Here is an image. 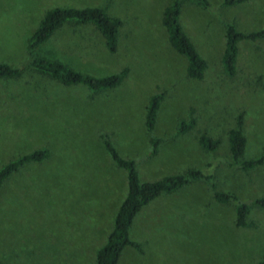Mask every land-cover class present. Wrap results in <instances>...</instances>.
Returning <instances> with one entry per match:
<instances>
[{
    "label": "rangeland",
    "instance_id": "1",
    "mask_svg": "<svg viewBox=\"0 0 264 264\" xmlns=\"http://www.w3.org/2000/svg\"><path fill=\"white\" fill-rule=\"evenodd\" d=\"M173 0H0V63L19 76L0 80V166L34 150L47 158L27 163L0 187V264H94L126 193L125 171L104 149L135 164L152 182L196 169L198 180L161 194L141 208L128 231L139 250L123 248L117 264H256L264 258V210L250 205V226L234 224L235 203L264 198V164L243 171L230 164L227 132L242 115V159L264 146V38L237 44L235 71L220 58L224 26L242 33L264 29V0L225 7L222 0H178L179 25L205 62L200 80L185 74L186 60L169 45L161 24ZM53 7H100L120 22L116 51L107 52L91 25H63L38 55L93 77L126 70L119 86L91 93L62 86L25 69L28 39ZM161 94L154 128L144 125L149 97ZM193 126L178 133L181 121ZM204 135L213 151L198 144ZM159 139L151 155L150 139Z\"/></svg>",
    "mask_w": 264,
    "mask_h": 264
},
{
    "label": "trees",
    "instance_id": "2",
    "mask_svg": "<svg viewBox=\"0 0 264 264\" xmlns=\"http://www.w3.org/2000/svg\"><path fill=\"white\" fill-rule=\"evenodd\" d=\"M201 7H207L206 0H193ZM247 0H222V5L231 7ZM179 2L171 1L162 12L161 24L167 35V41L171 48L186 60L185 74L190 79L200 80L205 70V62L199 56L187 36L182 31L179 22ZM74 26L91 25L101 36L107 52L113 54L116 51L117 35L120 22L109 17L100 7H53L45 11L37 26L32 31L26 48V57L22 63L23 68L34 71L37 74L55 80L62 86L84 85L91 93L116 88L126 75V70L108 76L93 77L74 71L56 60H50L37 54L36 50L45 44L49 38L63 25ZM264 38V29L242 33L227 23L224 26V47L220 63L224 73L232 76L235 71L237 44L241 40L256 41ZM21 70L5 63H0V80L11 79L19 76ZM162 95L159 93L149 97L145 107L143 125L147 132L154 128L156 112L159 108ZM193 126V121H181L177 132L184 133ZM103 146L113 164L125 171L126 193L119 204L113 217L112 228L107 235L104 244L95 252L94 264H117L123 248L130 246L139 250V244L129 240L128 231L136 214L142 207L153 201L161 194H171L178 189L198 180H207L199 170L187 169L184 173L174 174L152 182H141L138 179L135 164L132 160L122 158L112 144L104 137ZM245 137L242 134V115L238 114L233 127L227 132V146L230 164L243 171L252 170L264 164V146L260 154L253 159H242L245 148ZM159 139H150L153 156L157 153ZM198 144L205 151H213L218 145L204 135L198 138ZM47 158L45 149L34 150L28 154L18 156L0 166V187L4 180L15 173L21 166L27 163H39ZM213 199L217 203H235L234 224L244 228L250 226L247 219L249 206L254 205L264 210V198H256L249 205L238 202L237 198L228 193L213 192ZM256 264H264V258Z\"/></svg>",
    "mask_w": 264,
    "mask_h": 264
}]
</instances>
